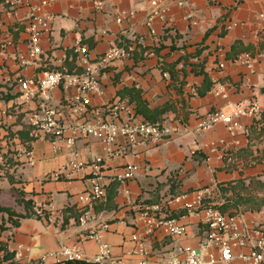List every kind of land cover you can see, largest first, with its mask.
I'll list each match as a JSON object with an SVG mask.
<instances>
[{
	"label": "crops",
	"instance_id": "obj_1",
	"mask_svg": "<svg viewBox=\"0 0 264 264\" xmlns=\"http://www.w3.org/2000/svg\"><path fill=\"white\" fill-rule=\"evenodd\" d=\"M31 4L38 7L40 0ZM42 10L53 14L43 30V51L34 63L21 65L17 55L28 50L29 33L22 21L28 8L14 14L0 0L1 109L17 103L20 77L76 68L77 43L88 45L93 60L120 45L130 53L101 72L103 92L91 95L92 105L122 99L139 118L154 117L172 132L161 144L139 143L120 155L109 154L96 137H82L75 146L83 161L77 169L67 167L76 155L64 142L56 150L50 141L35 140L34 164L13 163L0 179V205L16 213L8 235L0 237V245L13 257L6 259L0 250V264H66L56 252L73 244L89 260L100 245L89 233L104 222L109 227L102 230L103 239L126 263L147 259L163 264L166 257H184L181 248L200 244V214L165 210L168 217L188 224L187 234L174 236L157 228L147 235L137 203L153 204L167 194L189 191L190 196L200 193L207 202L221 205L233 202L229 192L238 181L264 180V112L235 114L252 99L264 102V44L258 37L264 26L260 18L264 0H167L151 24L148 0H55ZM124 12L131 13L119 22L117 17ZM6 39L12 43L3 48ZM247 46L258 55L253 67L230 56ZM222 61L224 67L219 66ZM215 87L221 92L215 93ZM75 92L74 87L60 86L53 96L59 101ZM219 109L234 115L237 129L231 132L225 122L200 129L201 117ZM4 125L18 127L0 111L2 133ZM19 132L27 136L25 129ZM97 156L104 157L99 165L94 162ZM128 163L136 165L135 173L120 182L117 175ZM54 172L59 173L57 178L50 176ZM96 180L106 184L107 196L91 209L93 218L81 224L79 217L88 208L83 194ZM262 208L245 210L238 204L231 210L256 221ZM141 243L145 253L139 251Z\"/></svg>",
	"mask_w": 264,
	"mask_h": 264
},
{
	"label": "built area",
	"instance_id": "obj_2",
	"mask_svg": "<svg viewBox=\"0 0 264 264\" xmlns=\"http://www.w3.org/2000/svg\"><path fill=\"white\" fill-rule=\"evenodd\" d=\"M6 10L18 14L22 7L28 11L22 18L23 28L29 33L27 54L19 53L17 58L21 65L35 62L42 53L41 39L43 30L53 19V14L44 12L42 8L55 0H40V6L31 4L33 0H2ZM152 5V11L148 17V24L159 8L167 0H148ZM164 11V10H162ZM131 13V12H130ZM128 12L121 13L117 20L122 22ZM264 25V13L260 14ZM260 33L264 32L261 26ZM12 43L6 39L2 47ZM89 47L84 43H77L75 47L78 66L72 70L55 68L29 78H19V95L17 103L0 108L3 115L13 118L18 127L13 129L4 125L3 133L0 131V179L3 178L13 163L34 164L33 143L37 139L50 141L56 150L61 148L64 142L71 152L76 155L69 161L67 167L77 169L83 166V161L77 158L76 142L86 136L99 139L106 151L112 155H120L131 146L139 143L161 144L168 140L172 130L162 122H152L139 118L129 105L122 99L101 105H92L91 95L102 94L100 74L113 60L128 55L130 52L124 46L114 45L105 53L96 56L93 60ZM257 53L243 52L236 59L248 67H253ZM220 67L225 63L219 62ZM60 86L74 87L76 92L62 100L55 101L53 90ZM215 93L221 89L214 88ZM264 112V102L258 98L252 99L247 107H237L235 114H258ZM219 122H225L228 129L234 132L238 122L231 113L222 109L209 112L199 121V128L208 129ZM27 131L26 138L22 137L20 130ZM117 146L115 149L114 147ZM103 156H97L95 163L103 162ZM136 165L128 163L124 172L117 175L121 182L132 177ZM58 172L50 176L57 178ZM107 196V187L104 182L96 180L93 186L83 194L88 208L83 209L79 219L81 224L88 223L92 218L91 209L100 200ZM182 209L185 214L199 213L203 232L198 247H185L180 250L184 257L172 255L166 257L163 264H264V226L256 221L247 219L242 211L231 214L222 211L216 203L205 200L204 195L198 193L190 196L189 191L179 194H171L153 204H143L141 217L145 222V233L151 234L157 228H163L170 235L183 236L188 232V224L180 223L175 216L168 217L165 210ZM109 227L104 222L101 227L89 233V237L99 241V252L89 259L94 264H150L147 259L136 263H126L122 257L112 253L111 245L103 239L102 230ZM249 247V252L239 249ZM143 243L139 251L145 253ZM65 259H87V255L77 244L63 245L56 252ZM50 254H55L51 252Z\"/></svg>",
	"mask_w": 264,
	"mask_h": 264
},
{
	"label": "trees",
	"instance_id": "obj_3",
	"mask_svg": "<svg viewBox=\"0 0 264 264\" xmlns=\"http://www.w3.org/2000/svg\"><path fill=\"white\" fill-rule=\"evenodd\" d=\"M260 38H261L260 44L263 45L264 44V32L260 33ZM247 51L253 53L254 55H256V53H257L255 51L254 47L247 46V47L241 49L240 52H238L236 55L231 54L230 56L234 60L238 57V55H240L243 52H247ZM258 52H261V51H258ZM149 118H150V119H148L149 121L161 122L160 120L155 119L154 117L150 116ZM24 138H26V137H24ZM253 187L255 189H258V188L263 189L264 188V180L255 178V179H251L248 184H246L244 181H238L236 184H234L232 186L234 192L239 191V189L248 190V189L253 188ZM260 187H262V188H260ZM182 192H184V191H182ZM182 192H179V193H182ZM179 193H176V194H179ZM231 198H232L233 202L230 201V202H228L229 204L223 203L221 205H218V207L222 211H227L231 214H234L235 211L231 210L233 205H238V204L240 205L241 204V205H243L245 210L260 209L262 206H264V193H263V195H259L257 193H252L250 191H247L246 194L243 195V194H241V192H239L236 194V197L233 196ZM0 210L7 212L10 217H12L16 214L15 210H13L9 207L1 206V205H0ZM183 212H185V211L183 210ZM19 216H23V215L19 214ZM15 223L18 224V220H15ZM2 249H4V251H5L4 257L6 259L13 257V254L7 251V248L5 247V245H0V250H2ZM6 264H8V263H6ZM13 264H20V263L14 262ZM66 264H94V263L89 261V260H86V259H66Z\"/></svg>",
	"mask_w": 264,
	"mask_h": 264
},
{
	"label": "rangeland",
	"instance_id": "obj_4",
	"mask_svg": "<svg viewBox=\"0 0 264 264\" xmlns=\"http://www.w3.org/2000/svg\"><path fill=\"white\" fill-rule=\"evenodd\" d=\"M254 187L250 188L248 190L239 189V191H237V192L232 191V192H229V193H232V196H234V197H236V194L239 193V192H241V194L245 195L247 191H250L252 193H257L259 195H263L264 188L263 189H259V188L255 189ZM260 188H262V187H260ZM169 195H171V194H169ZM169 195L167 194V195L163 196V198L168 197ZM143 203H144V201H142V200H141V202L137 203V204H141L140 205V211H142ZM262 209H263L262 211H259V214H260L261 218L259 220H256V222L257 223L259 222V224L264 226V208H262ZM13 219H14V217H10L7 212L2 213L0 211V237H2L3 235H8L9 231L13 227L12 226L13 225V223H12Z\"/></svg>",
	"mask_w": 264,
	"mask_h": 264
}]
</instances>
